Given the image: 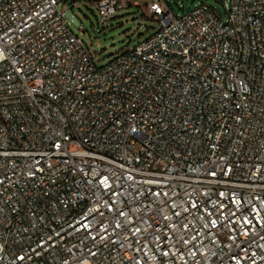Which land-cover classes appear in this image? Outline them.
<instances>
[{
  "label": "built area",
  "instance_id": "2783aa9c",
  "mask_svg": "<svg viewBox=\"0 0 264 264\" xmlns=\"http://www.w3.org/2000/svg\"><path fill=\"white\" fill-rule=\"evenodd\" d=\"M70 2L0 0V264H264V0L103 67Z\"/></svg>",
  "mask_w": 264,
  "mask_h": 264
},
{
  "label": "rangeland",
  "instance_id": "374dc122",
  "mask_svg": "<svg viewBox=\"0 0 264 264\" xmlns=\"http://www.w3.org/2000/svg\"><path fill=\"white\" fill-rule=\"evenodd\" d=\"M69 9L76 13L78 25L70 22V28L90 49L94 62L103 67L116 58V53L125 51L143 42L158 29V23L148 12L147 3L152 0H129L131 5L119 10L104 22L97 7L98 0H75ZM211 5L217 13L226 19L228 9L225 0H167L176 14H184L199 2Z\"/></svg>",
  "mask_w": 264,
  "mask_h": 264
}]
</instances>
